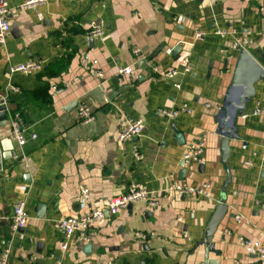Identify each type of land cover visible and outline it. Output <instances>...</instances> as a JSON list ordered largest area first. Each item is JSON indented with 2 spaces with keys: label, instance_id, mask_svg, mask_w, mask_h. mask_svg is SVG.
<instances>
[{
  "label": "crops",
  "instance_id": "0c3cea01",
  "mask_svg": "<svg viewBox=\"0 0 264 264\" xmlns=\"http://www.w3.org/2000/svg\"><path fill=\"white\" fill-rule=\"evenodd\" d=\"M4 1L11 26L0 44V94L28 126L19 146L8 119L0 122V151L9 153L0 164V249L2 240H10L8 263L204 264L206 256L213 264L252 261L239 238L264 246V79L254 83L245 114L235 116L238 136L229 141L226 167L217 129L239 55L234 43H248L264 68V0H42L28 9L21 6L25 0ZM95 26L102 36L88 34ZM66 55L67 64L52 71ZM32 60L42 62L39 71L13 70ZM128 65L135 81L115 75ZM170 69L178 73L170 77ZM54 83L63 90L53 93ZM182 103L190 113L171 119L161 113ZM80 104L93 113L91 122L76 116ZM257 107L260 113L253 114ZM138 117L145 121L142 133L119 141L118 121ZM201 133L202 160L182 166L184 145ZM172 180L209 181L210 194L168 192ZM132 185L150 190L158 205L137 201L116 214L105 212L90 224L88 240L74 234L61 247L59 219L103 208ZM20 200L27 221L12 233ZM220 203L227 211L212 238L217 252L207 253L205 229Z\"/></svg>",
  "mask_w": 264,
  "mask_h": 264
},
{
  "label": "built area",
  "instance_id": "2783aa9c",
  "mask_svg": "<svg viewBox=\"0 0 264 264\" xmlns=\"http://www.w3.org/2000/svg\"><path fill=\"white\" fill-rule=\"evenodd\" d=\"M42 0H25L22 3L24 9L32 8L38 5ZM9 8L7 3L4 0H0V44L4 43L6 37L10 32V20H9ZM103 30L99 26H95L89 29L88 34L93 37L102 36ZM217 33L225 34V31L219 30ZM196 37H202V33H196ZM234 46H244L242 41L234 43ZM137 52L136 50H134ZM185 63V61H184ZM42 67V62L40 60H32L27 63L18 65L14 67L13 70L21 72H35L39 71ZM155 71H159L158 67L154 66ZM189 67L185 65L184 71H188ZM178 71L176 69H170L167 71V75L172 77L176 75ZM115 75L123 80L125 77H128L130 81H135L137 78L136 73L133 71L131 66H119L116 68ZM176 87H179V84H176ZM50 89L53 93H58L63 90L60 85L52 84ZM5 106L6 118L8 119L10 127V135L13 140L19 145L23 146L25 143L24 133L28 129L27 124L24 122L18 111H10L6 103V98L0 94V106ZM181 112L190 113L191 109L186 103H182L179 107L175 109H161V113L167 118H174ZM260 108L257 107L254 109L253 114H259ZM76 116L82 123H89L94 119L93 113L83 104H80L76 107ZM145 125V121L142 118H136L135 120H129L122 118L117 123V139L119 141H124L131 139L132 137L138 136L142 133ZM31 138H35L36 134L34 132L30 133ZM205 134L201 133L194 136L190 139L185 145L182 153V159L187 162L198 163L202 160L204 150H205ZM249 165V161L246 162ZM211 183L209 181H204L198 185H191L184 180H172L166 191L173 192L180 195H190V196H208L210 194ZM83 195H87V190L81 188ZM151 196L150 190L144 186H130L125 192L116 194L110 197L105 207L91 209L85 213L64 217L59 219L57 222L58 227L63 232V239L61 241V247L66 249L68 246V241L74 234H78L79 239H89L87 233L90 224L96 221H99L104 217L105 212L109 214H116L120 209L127 207L128 205L135 203L137 201H146L149 200V203L152 207L158 205L157 200L149 198ZM242 220L241 215L235 216V221L240 222ZM27 221V214L24 209V201L20 200L15 203L14 211L11 216L10 229L12 233H15L19 228L23 227ZM183 236L189 240V236L186 232L183 233ZM240 244L245 249L247 253L252 256V261L242 262L235 261L234 264H264V246L260 244L255 239L250 238H239ZM9 245L10 240L1 241L0 249V264H9ZM54 264H60L59 261H56Z\"/></svg>",
  "mask_w": 264,
  "mask_h": 264
},
{
  "label": "water",
  "instance_id": "95a60500",
  "mask_svg": "<svg viewBox=\"0 0 264 264\" xmlns=\"http://www.w3.org/2000/svg\"><path fill=\"white\" fill-rule=\"evenodd\" d=\"M15 26H12V33L15 32ZM248 43L246 44V47ZM244 46H238L239 55L236 61V68L232 77L231 84L226 91L225 99L223 105L219 112V125L217 131L221 134L220 141V159L223 165L226 167V161L230 153L229 141L232 138H236L237 128L235 126V116L245 114V104L251 97L255 94L254 83L260 79H264V68L250 55L247 48ZM181 49V45H177L173 48V53L178 55ZM76 102L71 104L69 108L76 106ZM6 112L5 106H0V122L5 123ZM171 127L175 131L176 139L179 143H184V138L182 133L178 132L177 129L172 124ZM5 151H0V164L2 159H6L9 155ZM187 163L186 160H182L181 165L183 166ZM185 177V169L179 173V179ZM230 175H227V180L224 182V187L228 183ZM227 211V205L220 203L214 214L212 215L210 221L208 222L205 229V238L203 243H205L208 252H217L215 249V244L212 242L213 235L221 222L224 214ZM214 259L208 258L206 256V261L204 264H213Z\"/></svg>",
  "mask_w": 264,
  "mask_h": 264
},
{
  "label": "trees",
  "instance_id": "16d2710c",
  "mask_svg": "<svg viewBox=\"0 0 264 264\" xmlns=\"http://www.w3.org/2000/svg\"><path fill=\"white\" fill-rule=\"evenodd\" d=\"M68 55H69V54H68ZM68 55H66L65 57H63V58L60 59V60L58 59V60L54 63V66H55V65L58 66L56 69H54V66L51 65V66H50L51 70H52V71H55V70H57V69L62 68L63 66H65V65L67 64L69 58H70ZM65 59H66V60H65ZM49 88H50V87H49Z\"/></svg>",
  "mask_w": 264,
  "mask_h": 264
}]
</instances>
